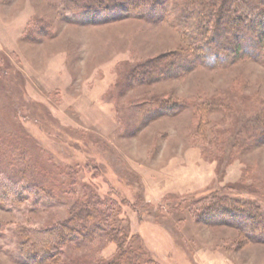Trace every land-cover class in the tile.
Listing matches in <instances>:
<instances>
[{
	"label": "rangeland",
	"instance_id": "374dc122",
	"mask_svg": "<svg viewBox=\"0 0 264 264\" xmlns=\"http://www.w3.org/2000/svg\"><path fill=\"white\" fill-rule=\"evenodd\" d=\"M181 1L101 20L65 0H0V264H26L22 233L79 208L144 264H264V243L248 238L264 234V65L252 59L264 29L233 58L138 82L139 65L190 46L171 23ZM24 164L41 184L9 183ZM223 198L248 210L226 201L224 215L202 219ZM258 211L252 230L243 216ZM105 232L71 235L61 262L118 258Z\"/></svg>",
	"mask_w": 264,
	"mask_h": 264
},
{
	"label": "trees",
	"instance_id": "16d2710c",
	"mask_svg": "<svg viewBox=\"0 0 264 264\" xmlns=\"http://www.w3.org/2000/svg\"><path fill=\"white\" fill-rule=\"evenodd\" d=\"M156 0H65L69 6L67 8L74 10L75 13L79 12L80 16L87 15H101V20H121L123 18L132 16L136 12L138 16L147 17V10L149 7L153 9L155 7ZM71 6V7H70ZM173 9L177 12L174 15L171 23L178 31L184 34L190 41V46L179 45L175 51H171L167 54L160 55V57L152 58L139 65V79L138 82L153 84L159 80L158 75L162 74L164 77L176 75L178 68L181 67L182 71L191 70L192 65L205 64L210 66L213 61H208L209 57L221 59L230 57L229 53L232 50L233 54H237L238 43L244 40H252L257 32H261L264 29V0H182L179 3L174 4ZM143 10V11H142ZM143 12V13H139ZM78 14V13H77ZM257 62L264 65V48L257 52L256 57H252ZM212 59V58H211ZM175 73V74H173ZM133 78V77H132ZM165 100H161L158 104L162 107L165 106L167 110L170 104L164 103ZM176 103V102H173ZM177 104V103H176ZM186 104V102H185ZM180 106V105H172ZM15 165V164H12ZM21 171L14 167L16 173H12L9 177V183L12 184L14 179H22L32 182V185L41 184L40 180L33 179L32 172L28 167V164ZM16 166V165H15ZM22 167V166H21ZM30 177V179H29ZM27 181V180H26ZM34 183V184H33ZM43 191V189H41ZM2 194L10 197L9 190H5ZM211 208H206V214L202 213V219L205 217L216 215V213L224 215L226 212V201L230 203L228 206L235 213H242V210L247 209L245 206L247 202L240 200H229L226 198L221 199ZM227 204V203H226ZM242 206V207H241ZM209 210V211H208ZM248 210V209H247ZM216 212V213H215ZM70 219L62 222L56 227L51 229L40 230L38 232L24 231L22 234L23 239L20 243L18 250L19 253L26 256V260L23 262L27 264H91L81 263V260L72 259L70 262H61V250L67 244L71 235H83L89 237L90 240L95 239L97 236H102L109 232V236L114 238L117 243V249L121 252L120 256L105 263L97 264H121L119 260L125 258L127 264H144L143 255L135 254L134 251L126 248L124 249V241L119 237L115 230L103 228L101 223L97 221L93 211L89 209L79 208L76 212L72 213ZM215 214V215H214ZM254 214V213H253ZM251 214L250 217L243 216L244 220H247L248 224H251V228H258L261 215L259 211L255 217ZM253 219V220H252ZM253 221H258L254 223ZM264 222V221H263ZM263 224V223H262ZM102 234V235H101ZM44 238L53 240V244L44 243ZM248 238L256 243H264V234L261 237L256 235H248ZM43 241L44 246L39 250L37 247L38 241ZM123 249L125 251H123ZM34 253H38L39 257L35 258ZM61 262V263H60ZM152 263V261H150Z\"/></svg>",
	"mask_w": 264,
	"mask_h": 264
}]
</instances>
